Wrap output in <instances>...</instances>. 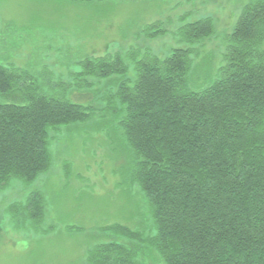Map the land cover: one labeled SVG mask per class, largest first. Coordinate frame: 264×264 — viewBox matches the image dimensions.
I'll list each match as a JSON object with an SVG mask.
<instances>
[{"label":"trees","instance_id":"16d2710c","mask_svg":"<svg viewBox=\"0 0 264 264\" xmlns=\"http://www.w3.org/2000/svg\"><path fill=\"white\" fill-rule=\"evenodd\" d=\"M247 1L225 38V65L200 87L192 78L199 52L189 48L165 58L138 46L87 57L59 84L0 64V191L50 172L62 127L103 118L124 139L120 187L135 188L143 226H105L111 241L90 248L87 264H264V0ZM142 32L152 41L166 34L161 24ZM216 33L212 18L179 31L189 44ZM47 201L34 189L11 204V229L53 233L44 227Z\"/></svg>","mask_w":264,"mask_h":264},{"label":"rangeland","instance_id":"374dc122","mask_svg":"<svg viewBox=\"0 0 264 264\" xmlns=\"http://www.w3.org/2000/svg\"><path fill=\"white\" fill-rule=\"evenodd\" d=\"M247 2L0 0V64L30 74L40 85L59 84L82 71L80 62L87 57L128 54L138 46L165 58L174 49L189 48L199 52L192 56V78L200 87L225 65V38ZM205 18L215 21L216 35L205 43L183 41L180 29ZM154 24L166 34L152 41L142 31ZM190 86L194 89L192 80ZM71 96L65 93L74 102ZM97 122L62 127L53 134L50 172L32 185L13 181L0 191V264H87L90 248L111 241L102 232L105 226H143L135 188L120 187L129 169L124 139L103 118ZM34 189L48 197L44 227L56 226L48 236L14 232L6 215Z\"/></svg>","mask_w":264,"mask_h":264}]
</instances>
